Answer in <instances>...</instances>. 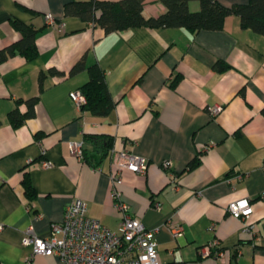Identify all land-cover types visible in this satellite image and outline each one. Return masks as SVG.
Here are the masks:
<instances>
[{
  "label": "crops",
  "instance_id": "0c3cea01",
  "mask_svg": "<svg viewBox=\"0 0 264 264\" xmlns=\"http://www.w3.org/2000/svg\"><path fill=\"white\" fill-rule=\"evenodd\" d=\"M68 1L0 0V48L21 36L11 23L17 18L38 29L39 49L33 60L15 55L0 62V264H27L33 249L23 243L27 229L50 235L76 196L117 230L111 173L119 166L111 156L123 149L148 161L145 174L121 168L118 186L134 216L160 227L161 264H264V35L242 27L235 14L218 30L141 26L106 33L65 15ZM189 7L199 10L200 1ZM166 10L161 0H145L147 16ZM219 59L230 67L215 69ZM81 60L84 66L72 71ZM93 64L104 70L115 101L106 115L70 98ZM35 96L33 114L15 126L9 112H28L26 100ZM217 104L223 109L214 115ZM71 140L84 141L88 159L71 153ZM195 157L198 165L188 168ZM44 159L52 165L43 166ZM167 159L170 171L162 166ZM25 180L35 190L31 199ZM242 197L251 199L258 240L227 210ZM169 219L182 223V235L165 226ZM213 239L225 248L224 261L202 255L201 246ZM32 264H60V258L38 253Z\"/></svg>",
  "mask_w": 264,
  "mask_h": 264
},
{
  "label": "built area",
  "instance_id": "2783aa9c",
  "mask_svg": "<svg viewBox=\"0 0 264 264\" xmlns=\"http://www.w3.org/2000/svg\"><path fill=\"white\" fill-rule=\"evenodd\" d=\"M46 20L48 23H54L51 14L46 15ZM70 98L79 108H82L87 101L80 89L72 90ZM222 109L223 106L217 104L210 110L215 115ZM68 144L71 153L79 159L84 158L83 140H71ZM45 151L43 148L42 152ZM111 158L119 166L116 172L111 173L114 206L121 214L118 229H112L99 218L90 215L88 201L76 196L66 206L63 221L53 225L50 235L39 236L31 227L27 229L23 243L33 245L27 264H32L34 256L38 253L57 255L60 258V264H161L156 241V233L160 227L149 228L139 217L134 216L130 204L123 198L122 190L118 186L121 182V168L126 167L145 174L148 161L145 157L124 149L114 150ZM42 165L48 167L52 165V162L44 159ZM162 166L170 171L172 161L164 160ZM246 175L237 173L236 177L242 179ZM261 197L264 198V192ZM160 206L159 202L155 203V207L160 208ZM227 210L243 221L244 232L251 234L253 239H259L256 224L250 220L253 212L250 198L242 197L231 201ZM165 226L175 237L183 234V225L178 221L169 219ZM3 228L4 224L0 223V230ZM200 251L204 256H213L221 261H224L227 254L218 239L205 243Z\"/></svg>",
  "mask_w": 264,
  "mask_h": 264
},
{
  "label": "trees",
  "instance_id": "16d2710c",
  "mask_svg": "<svg viewBox=\"0 0 264 264\" xmlns=\"http://www.w3.org/2000/svg\"><path fill=\"white\" fill-rule=\"evenodd\" d=\"M166 11L147 16L144 13L145 0H70L64 5L65 15H77L92 25L102 27L106 33L134 27H186L193 33L200 30H218L225 26V19L229 15H238L241 26L251 28L264 35V0H248L246 3H237L231 6L222 4L219 0H199L201 8L192 11L189 7L191 0H161ZM12 25L21 36L13 43L0 48V62L15 55H21L27 60H33L39 55L36 43L38 29L32 24L17 18L11 19ZM84 66L81 60L75 64L72 71ZM217 70L229 68L230 65L219 59L214 66ZM90 78L80 90L86 96V103L82 109L89 110L97 115H106L115 105L106 81L104 70L98 65L89 66ZM37 97L26 102L29 111L23 113L18 107L9 112V119L15 125H20L26 117L33 114ZM1 124V120H0ZM109 146V145H108ZM84 158L88 159V152L84 149ZM199 159L193 158L188 168L198 165ZM26 193L33 198L35 190L31 184L24 181Z\"/></svg>",
  "mask_w": 264,
  "mask_h": 264
}]
</instances>
